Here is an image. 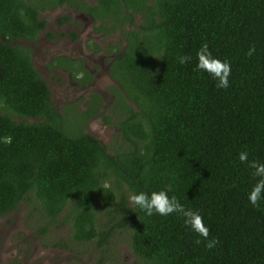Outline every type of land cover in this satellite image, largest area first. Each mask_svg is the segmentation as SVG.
Segmentation results:
<instances>
[{
	"label": "trees",
	"instance_id": "obj_1",
	"mask_svg": "<svg viewBox=\"0 0 264 264\" xmlns=\"http://www.w3.org/2000/svg\"><path fill=\"white\" fill-rule=\"evenodd\" d=\"M98 2L133 24L122 28L126 44L110 67L124 114L119 132L132 147L109 152L94 134L65 129L69 117L54 106L28 49L8 43L44 26L36 16L43 5L0 0V216L33 200L46 217L40 232L55 222L103 250L116 225L129 226L130 248L144 264H264V201L255 208L248 200L259 178L239 159L247 151L264 163V0ZM204 42L231 63L227 89L196 67ZM183 54L192 57L187 64L178 62ZM97 109L71 118L85 123ZM160 190L202 214L216 247L197 245L181 215L147 216L127 195ZM104 204L119 220L98 227Z\"/></svg>",
	"mask_w": 264,
	"mask_h": 264
},
{
	"label": "flooded vegetation",
	"instance_id": "obj_2",
	"mask_svg": "<svg viewBox=\"0 0 264 264\" xmlns=\"http://www.w3.org/2000/svg\"><path fill=\"white\" fill-rule=\"evenodd\" d=\"M33 2L43 5L37 6L36 16L44 22V26L38 28L32 36H16L8 43L28 49L29 58L36 70L35 63L38 62L50 79L53 74L58 78L61 76L60 84H63V87H66L67 79L72 91L82 92V102L78 109L71 103L67 110H60L53 101L51 88L46 82L54 106L63 116L66 117L67 113L68 117H72L76 110L84 112L85 115L91 106L98 108L100 105V94L96 87L103 74L110 75L114 84H117L110 73V67L126 44L122 28H131L133 24L126 19L122 11L112 10L108 14L104 13L98 0H63L56 4L44 3L43 0ZM121 3L122 10H125L123 1ZM136 15L139 16V13ZM0 39L5 40L1 35ZM57 93H54L56 99H61ZM67 111H71V114ZM53 225L46 226L41 232L40 226H36L32 231L20 234L19 240L14 242L6 238L0 240V264L98 263L100 252L98 255H80L78 258L70 241L74 239L66 240L68 233L64 234V238L55 235L50 230ZM9 234L10 232H6V237L10 236ZM40 237L43 239H39ZM47 252L50 254L44 256ZM54 253L61 255L54 256Z\"/></svg>",
	"mask_w": 264,
	"mask_h": 264
},
{
	"label": "rangeland",
	"instance_id": "obj_3",
	"mask_svg": "<svg viewBox=\"0 0 264 264\" xmlns=\"http://www.w3.org/2000/svg\"><path fill=\"white\" fill-rule=\"evenodd\" d=\"M52 16H50L51 19ZM44 46V45H42ZM44 59V58H43ZM35 67L43 75L44 80L48 83L51 88V96L53 101L57 103L60 110H67L68 105L75 104L74 108L79 107L82 102L81 91H72L70 84L66 79V87L60 84L61 76L59 78L54 74L51 75V79L41 68V64L35 63ZM114 80L107 73L99 79L98 86L96 87L97 92L100 94V105L96 113H93L85 123L75 124L71 116L65 121V129L67 131L75 132L76 130H84L94 134L101 142L106 146L109 152H115L116 150H124L126 148L132 147L128 142L123 140L120 130L119 121L124 117L120 109L116 105L115 97L113 96L110 86L114 84ZM57 88V89H56ZM57 91L58 96L61 99H56L54 93ZM95 107V106H94ZM100 107V109H99ZM68 112V111H67ZM71 112V111H70ZM70 112L69 115L71 114ZM13 118L21 121H36L41 120V117H22L13 114ZM128 198L131 193H127ZM101 200V198H97ZM96 199V200H97ZM35 208V201L22 200L19 207L3 216L0 217V240L7 239L8 241H17L19 236L24 235L27 231H32L36 226L43 225L46 221V217H40L37 209ZM108 206H99L96 212V219L98 227H102L104 224H114L115 221L119 220V215L115 218H111V215L107 212ZM60 219V218H59ZM59 223V221H57ZM53 224H56L55 222ZM4 230V231H2ZM50 230L55 233V235L65 237L67 234V226H51ZM2 231V232H1ZM6 232H10V236L6 237ZM130 227L127 225H116L112 235L109 238L108 243L105 245L104 250L100 248H95L94 241H75L70 240L71 245L74 248V254L80 258V255H95L100 252L103 256L104 264H144L143 260L140 259L130 248ZM39 239H43L40 237ZM71 239L68 235L66 240ZM50 254H44L47 256ZM61 255L59 253H54V256ZM61 257V256H60Z\"/></svg>",
	"mask_w": 264,
	"mask_h": 264
},
{
	"label": "clouds",
	"instance_id": "obj_4",
	"mask_svg": "<svg viewBox=\"0 0 264 264\" xmlns=\"http://www.w3.org/2000/svg\"><path fill=\"white\" fill-rule=\"evenodd\" d=\"M254 52L255 45L249 48L247 55L251 57ZM196 55L198 59L197 69L210 73L217 81L216 87L218 89H227L230 85L231 63L214 57L207 42L202 43ZM191 59L190 55L183 54L179 56L178 62L187 64ZM3 142L10 144L11 137H4ZM239 159L253 169L252 176L254 178H259L248 194L250 204L255 208H259L261 202L264 201V163L255 159L249 161L247 151H241ZM129 201L132 205L138 206L147 216L154 214L168 216L173 213L181 215L184 217L185 226L189 227L199 237L195 241L197 245L206 242L205 247L210 250L219 243L218 238H209L210 229L204 223L202 214L197 210L185 207L175 195L169 196L166 190L152 191L150 195L141 191L137 194H132L129 197Z\"/></svg>",
	"mask_w": 264,
	"mask_h": 264
}]
</instances>
